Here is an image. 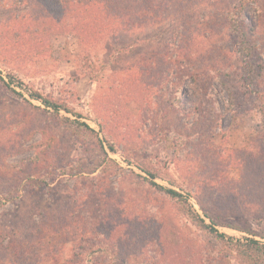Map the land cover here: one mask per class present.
Listing matches in <instances>:
<instances>
[{"label": "rangeland", "instance_id": "obj_1", "mask_svg": "<svg viewBox=\"0 0 264 264\" xmlns=\"http://www.w3.org/2000/svg\"><path fill=\"white\" fill-rule=\"evenodd\" d=\"M62 2L0 0V75L25 96L0 80V264L256 263L246 244H264V0H176L89 47Z\"/></svg>", "mask_w": 264, "mask_h": 264}, {"label": "trees", "instance_id": "obj_2", "mask_svg": "<svg viewBox=\"0 0 264 264\" xmlns=\"http://www.w3.org/2000/svg\"><path fill=\"white\" fill-rule=\"evenodd\" d=\"M175 1L176 0H63L62 8H64L63 11L71 16L72 19L74 18L76 21H78L77 25L71 29L74 31L76 30L84 45L89 47L90 44L99 40H103L117 31H129L134 28L145 27L146 24H149V22L155 19V17L159 18L161 12L166 9L168 10L170 5L174 4ZM240 5L244 6V0H241ZM237 13H239L241 16H244L246 12L243 14V11L238 10ZM231 26L236 29L243 28V20L238 17V19H236V21H234ZM251 26L254 27V24H251ZM236 31L238 32V30ZM19 52H22L21 55L24 57L28 55L27 50H20ZM0 80L14 94L25 98L23 93L14 87L17 86L22 88L24 83L20 79H17L15 76L11 75L10 79L7 81L2 75H0ZM176 85L179 86L178 84ZM30 94L33 99L40 100L47 107L53 108L56 113L59 114L60 109L62 108L61 105L55 103L40 93L31 91ZM66 110L70 112L68 109ZM64 118L69 120L70 124H75L76 126L83 125L87 130L96 134L97 147H100L106 156L107 150L105 143L111 151L117 152L114 142L108 138L109 136L106 133V137L101 138L100 134L86 123L80 122L77 119H71L70 117ZM137 166L141 168L147 174V176H149V178L145 177V179L148 181L150 186L163 191L166 195H168V197L180 203L181 208L188 212L193 221L200 224V226L209 231L210 234H213L220 239H231V237H227L225 233L221 232L217 228L218 223H216V218L212 216V214L205 211V216L211 220L210 223H207L205 218L201 216L196 208L189 203L187 197L185 198L181 192L174 188L166 187L157 183L155 179L158 177V175L156 174L155 170H153V168L143 165L139 162H137ZM108 215H111L110 209L108 210ZM230 241L232 242V239ZM246 245H248L252 252L255 253L254 255L249 251L252 254L250 257L256 261L254 264H264V244L258 240L249 239V244Z\"/></svg>", "mask_w": 264, "mask_h": 264}]
</instances>
